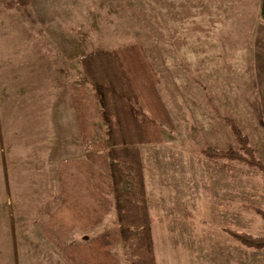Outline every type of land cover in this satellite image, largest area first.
Instances as JSON below:
<instances>
[{
    "label": "rangeland",
    "instance_id": "obj_1",
    "mask_svg": "<svg viewBox=\"0 0 264 264\" xmlns=\"http://www.w3.org/2000/svg\"><path fill=\"white\" fill-rule=\"evenodd\" d=\"M259 3L28 0L33 22L21 6L0 0V264H70L55 241L68 246L118 226L112 196L103 220L89 229L55 222L52 214L60 202L62 169L70 173L69 185L82 197L88 195L85 183L93 170L77 160L87 152H102L93 144L104 140L107 128L99 117L101 105L92 101L91 137L80 136L72 85H80L90 99L92 92L81 59L133 44L143 48L154 70L170 122L160 123V145L139 147L148 176L164 181V171H187L184 192L190 204L206 198L212 199L204 205L210 210L212 204H234L228 216L234 220L221 227L235 244L228 250L242 263L250 250L251 263L264 264V247H248L227 232L264 236V218L257 213L264 212L262 173L243 162L208 159L199 152L206 145L238 148L224 121L230 117L264 161V21ZM115 163L123 178L120 190L133 193L127 163ZM172 187L175 202H186L182 187ZM134 233L136 237L111 246L117 264H145Z\"/></svg>",
    "mask_w": 264,
    "mask_h": 264
},
{
    "label": "trees",
    "instance_id": "obj_2",
    "mask_svg": "<svg viewBox=\"0 0 264 264\" xmlns=\"http://www.w3.org/2000/svg\"><path fill=\"white\" fill-rule=\"evenodd\" d=\"M9 6L19 5L34 22L28 10V0H8ZM259 16L264 21V0L259 3ZM85 78L91 86V99L78 84L72 85L71 100L75 109L79 133L82 139L91 137L92 101L101 105L100 119L106 123L105 138L93 144L101 153L87 152L80 162H87L94 176L85 185L88 195L82 197L68 183V171L58 173L60 202L52 214L55 222L69 227L89 229L101 222L111 206L112 196L117 216L116 228H108L90 240L63 246L55 241L70 264H117L118 258L111 251L116 242L136 237L144 252L143 262L155 264L151 237L150 217L145 192L143 162L139 145L162 142L161 122L169 117L157 91V78L140 45L133 44L115 49L90 52L81 59ZM257 117L261 120L259 110ZM224 121L238 144V148L220 149L206 145L199 149L208 159H228L243 162L258 169L264 177V161L255 155L247 134L230 117ZM126 162L132 173L134 192L120 190L122 175L117 161ZM95 169V170H94ZM126 204H122V199ZM264 218V212L257 209ZM227 232L242 244L264 247V236L244 232Z\"/></svg>",
    "mask_w": 264,
    "mask_h": 264
},
{
    "label": "crops",
    "instance_id": "obj_3",
    "mask_svg": "<svg viewBox=\"0 0 264 264\" xmlns=\"http://www.w3.org/2000/svg\"><path fill=\"white\" fill-rule=\"evenodd\" d=\"M146 145L160 143L139 147ZM141 156L144 161L142 152ZM147 157L150 159V155ZM143 174L155 264H252L250 250L247 263L235 261L234 253L228 250L229 245L235 247L234 241L221 229L234 220L228 217L234 204H212V210L204 206L212 202L211 198L199 200L195 206L190 204L192 199L184 192L188 187L187 171H164L161 176L164 181H160L157 175L148 176L143 162ZM173 184L182 187L186 202H175ZM221 241L224 244L216 243Z\"/></svg>",
    "mask_w": 264,
    "mask_h": 264
}]
</instances>
